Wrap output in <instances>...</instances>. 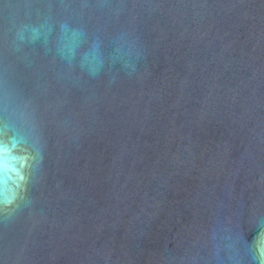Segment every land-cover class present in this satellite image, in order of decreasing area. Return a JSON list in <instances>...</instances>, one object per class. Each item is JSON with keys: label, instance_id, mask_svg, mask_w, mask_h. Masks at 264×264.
Listing matches in <instances>:
<instances>
[{"label": "water", "instance_id": "obj_1", "mask_svg": "<svg viewBox=\"0 0 264 264\" xmlns=\"http://www.w3.org/2000/svg\"><path fill=\"white\" fill-rule=\"evenodd\" d=\"M264 0H0V264H264Z\"/></svg>", "mask_w": 264, "mask_h": 264}, {"label": "snow or ice", "instance_id": "obj_2", "mask_svg": "<svg viewBox=\"0 0 264 264\" xmlns=\"http://www.w3.org/2000/svg\"><path fill=\"white\" fill-rule=\"evenodd\" d=\"M254 243L264 246V239H258L257 241H254Z\"/></svg>", "mask_w": 264, "mask_h": 264}]
</instances>
